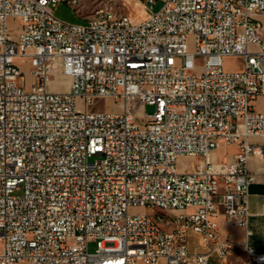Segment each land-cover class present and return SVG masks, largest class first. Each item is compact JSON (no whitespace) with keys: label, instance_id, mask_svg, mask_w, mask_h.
I'll list each match as a JSON object with an SVG mask.
<instances>
[{"label":"built area","instance_id":"2783aa9c","mask_svg":"<svg viewBox=\"0 0 264 264\" xmlns=\"http://www.w3.org/2000/svg\"><path fill=\"white\" fill-rule=\"evenodd\" d=\"M62 1L0 0V264H230L220 218L251 234L249 160L264 156V0H140L139 21L111 0L85 23L59 17ZM106 98L122 110H96ZM159 210L181 234L151 224Z\"/></svg>","mask_w":264,"mask_h":264},{"label":"rangeland","instance_id":"374dc122","mask_svg":"<svg viewBox=\"0 0 264 264\" xmlns=\"http://www.w3.org/2000/svg\"><path fill=\"white\" fill-rule=\"evenodd\" d=\"M126 3V8L128 11H131L134 13V19L135 20H142L146 18L150 12L151 9L144 6V4L140 0H123ZM111 0H72L70 5L67 1H62L58 4L56 8V14L71 22H79V23H85L87 18L91 16L98 8L104 6L105 4H109ZM161 2H158V4L154 7L155 10L159 9L161 6ZM261 20L264 24V15L260 16ZM22 21L20 18H12L9 21L10 28L13 30H17ZM193 36H190V42H192ZM190 48L192 49L193 46L190 45ZM17 63L20 65L21 68L25 71V76L28 81V87H30V81L32 80V77L30 76V64H26L22 62L20 59L16 60ZM224 67L228 70H238L242 67V59L237 56H228L224 58ZM71 83V79L64 75L63 70L57 69L54 71L52 75V81L50 83V88L54 90H66L69 88ZM255 107V105H254ZM94 108L96 110H106V111H121L122 106L120 102L115 101L112 98H106L98 100ZM256 108V107H255ZM147 112L151 113L154 111V106L147 105L146 107ZM94 160V158H92ZM191 164L193 163L192 159L188 158H181L180 159V167H182L185 164ZM20 193V192H18ZM140 211H146V209L139 208ZM196 239V238H194ZM96 250V243L92 242L90 244V251ZM22 264H28V263H22Z\"/></svg>","mask_w":264,"mask_h":264},{"label":"crops","instance_id":"0c3cea01","mask_svg":"<svg viewBox=\"0 0 264 264\" xmlns=\"http://www.w3.org/2000/svg\"><path fill=\"white\" fill-rule=\"evenodd\" d=\"M255 109L264 112V96L254 100ZM238 143L221 144L214 152V160L217 162H228L234 160L239 152ZM250 168L257 173V181L250 186V210L252 216L249 222L251 234L247 236L246 229L228 224L220 218V233L222 237H229L235 242L230 264H241L246 253L242 250V244L248 241L259 251L264 252V156L253 155L249 160Z\"/></svg>","mask_w":264,"mask_h":264},{"label":"bare ground","instance_id":"6f19581e","mask_svg":"<svg viewBox=\"0 0 264 264\" xmlns=\"http://www.w3.org/2000/svg\"><path fill=\"white\" fill-rule=\"evenodd\" d=\"M165 220H170V212L167 210H159V216H151V224L162 225V234H181L180 225H165Z\"/></svg>","mask_w":264,"mask_h":264}]
</instances>
